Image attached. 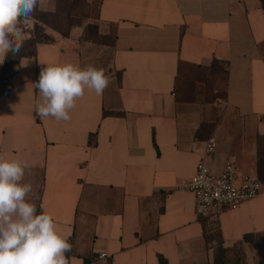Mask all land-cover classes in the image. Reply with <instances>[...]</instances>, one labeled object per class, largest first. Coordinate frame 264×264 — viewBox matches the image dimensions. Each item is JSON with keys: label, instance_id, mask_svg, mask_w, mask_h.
<instances>
[{"label": "crops", "instance_id": "obj_1", "mask_svg": "<svg viewBox=\"0 0 264 264\" xmlns=\"http://www.w3.org/2000/svg\"><path fill=\"white\" fill-rule=\"evenodd\" d=\"M97 1L99 48L111 46L102 94L86 90L67 122L36 112L43 67L89 65L81 25L22 57L13 88L0 96V153L28 164L30 198L68 236L70 264H159L160 256L168 264H214V230L227 248L254 235L243 242L247 264H264V190L199 219L194 194L177 188L203 157L220 172L235 155L242 174L257 176L264 0ZM215 61L227 70L225 98L202 101L203 80L185 98L181 84L194 69L210 73ZM211 137L218 146L207 155ZM100 251L109 262L95 261Z\"/></svg>", "mask_w": 264, "mask_h": 264}, {"label": "clouds", "instance_id": "obj_2", "mask_svg": "<svg viewBox=\"0 0 264 264\" xmlns=\"http://www.w3.org/2000/svg\"><path fill=\"white\" fill-rule=\"evenodd\" d=\"M41 0H0V64L11 52L18 54L27 36L23 29L33 21ZM110 79L103 68L72 62L47 64L35 87V108L43 118L70 121L71 112L85 91L100 95ZM28 164L0 153V264H70L69 238L52 214L30 198Z\"/></svg>", "mask_w": 264, "mask_h": 264}, {"label": "rangeland", "instance_id": "obj_3", "mask_svg": "<svg viewBox=\"0 0 264 264\" xmlns=\"http://www.w3.org/2000/svg\"><path fill=\"white\" fill-rule=\"evenodd\" d=\"M43 6H39L44 12H34L33 21L34 29L32 30L31 36L35 35L36 25L39 23L40 27L44 29V32L50 37L54 35H61L63 33H68L69 36L72 30L78 26H84V36L85 42L82 44L83 53L88 54L89 58L85 57V63L89 65H94L97 68H103L105 72L107 70L108 63L107 60L110 57L111 46L108 45L106 50L99 48L101 46L103 39L99 33V28L94 22L97 13H98V1L90 0H44ZM49 11V12H48ZM30 36V37H31ZM28 37L27 39H29ZM109 41V40H107ZM218 74L215 73H206L193 70V76L190 79H186L185 82L181 84V88L184 92V96L187 99L194 97L192 92H189L188 89L190 86L196 85V80H203V88L206 89V92L200 95L202 101H214L216 98L224 99L225 98V75L224 70L218 69ZM218 92L214 94V91ZM200 100V99H199ZM218 107V106H217ZM218 109V119H222L224 116L223 108L220 106ZM205 129L207 133L209 127L206 126ZM260 149L264 151V137L260 138ZM260 151V152H261ZM211 240H216L217 246L220 243L219 233L217 230H214L211 235ZM263 242L264 239L260 240ZM234 264V263H233Z\"/></svg>", "mask_w": 264, "mask_h": 264}, {"label": "built area", "instance_id": "obj_4", "mask_svg": "<svg viewBox=\"0 0 264 264\" xmlns=\"http://www.w3.org/2000/svg\"><path fill=\"white\" fill-rule=\"evenodd\" d=\"M34 29L32 24L23 29L27 38ZM218 146L217 140L211 137L206 142V154L213 153ZM177 188L191 191L195 196V212L199 219L215 216L225 209H237L245 201L259 196L264 186L257 176L242 174L237 167V157L232 155L220 172H214L203 157L197 164L196 173L177 184ZM111 255L100 251L95 261L109 262ZM111 264V263H110Z\"/></svg>", "mask_w": 264, "mask_h": 264}, {"label": "trees", "instance_id": "obj_5", "mask_svg": "<svg viewBox=\"0 0 264 264\" xmlns=\"http://www.w3.org/2000/svg\"><path fill=\"white\" fill-rule=\"evenodd\" d=\"M35 12L43 13L44 11L40 7H38ZM36 30L37 32L35 35L31 36L29 39H26L23 42V46L18 54L13 55L11 52H9L6 56L5 63L0 76V96L4 92L9 91L13 88V77L18 72L19 62L22 57L34 56L37 52V47L40 44L55 42V39L53 37H50L44 32V29L40 27L39 23H37L36 25ZM62 36L68 37L69 32L63 33ZM218 69L224 70L226 80L227 70L222 63L215 61L209 71L210 73L212 72L218 74ZM91 138H93V136ZM257 177L264 186V151L260 152V157L258 160ZM219 238L220 243L216 247L214 264H247L245 250L243 248V242L252 241L254 235L246 234L244 240L237 243L232 248H227L224 246L221 240L220 233ZM209 240H211V237H209ZM159 264H168V261L163 256H160Z\"/></svg>", "mask_w": 264, "mask_h": 264}]
</instances>
